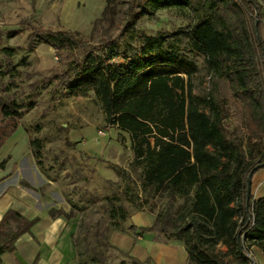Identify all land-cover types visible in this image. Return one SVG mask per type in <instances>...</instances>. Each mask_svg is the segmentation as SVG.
<instances>
[{
  "label": "trees",
  "instance_id": "obj_1",
  "mask_svg": "<svg viewBox=\"0 0 264 264\" xmlns=\"http://www.w3.org/2000/svg\"><path fill=\"white\" fill-rule=\"evenodd\" d=\"M109 2L93 21L89 37L36 25L27 30L25 49L34 51L47 45L56 58L48 74L33 80L25 73V56L14 57L24 48L4 45L13 33L0 34V148L41 96L54 102L63 95L93 92L108 122L140 137L137 156L143 189H152L164 204L149 228L137 229L126 225L132 213L144 210L135 184L97 199L102 217L79 239L76 232L73 235L76 264H113L114 254V264H152L111 246L108 237L112 231L179 240L187 264H250L245 252L251 246L264 252V197L254 199L250 193L246 202L247 176L264 163V10L258 0L131 2L123 27L113 36L109 27L102 26L110 22ZM136 7L145 14L169 8L191 13V51L204 58L212 78L227 82L241 116L240 134L230 129L224 113L226 100L219 106L210 94H193L191 77L196 64L173 47L164 48V37L148 40L138 55L116 47L137 17ZM117 57L123 64L115 62ZM158 102H163L162 112L155 115ZM145 135H153L154 146ZM29 147L39 171L51 181L40 160L41 143L29 135ZM7 162L0 161V170ZM49 214L66 219L75 216L55 209ZM36 221L8 210L0 221V256L13 252L14 242ZM217 245L227 251L214 253Z\"/></svg>",
  "mask_w": 264,
  "mask_h": 264
},
{
  "label": "rangeland",
  "instance_id": "obj_2",
  "mask_svg": "<svg viewBox=\"0 0 264 264\" xmlns=\"http://www.w3.org/2000/svg\"><path fill=\"white\" fill-rule=\"evenodd\" d=\"M138 1L143 3V0H110V22H104L102 26L109 27L110 33L117 36L125 23L129 5ZM106 3L107 0H0V34L5 37L7 33H13L11 38L4 41V45L24 48L14 57L17 60L25 56L28 64L25 73L30 74L33 80L39 74H48L56 64V58L52 48L47 45H40L34 51L25 49L24 36L27 30L36 25L76 31L89 37L93 21L100 16ZM135 12L137 17L132 27L119 39L116 47L127 54L134 51L138 55L148 40L164 37V48L173 47L180 56L196 64L197 71L191 77L193 94H210L219 106L226 100V104L223 103L224 113L230 129L240 134L241 116L231 98L227 82L212 78L206 71L204 58L191 51L188 39L191 13L169 8L145 14L139 7L135 8ZM115 62L123 64L118 57ZM162 103H157L155 115L162 112ZM24 127L29 129L32 139L41 143L40 160L52 179L49 187H40L41 192L46 193L59 210L76 216L78 239L85 230H92L96 219L102 217L98 200L127 184L131 187L136 185L135 194L146 212L155 215L162 208L164 202L157 198L152 189L144 190L142 186V167L137 156L140 137H134L108 122L93 92L76 97L63 95L54 102L49 101L47 96H41L36 106L24 113L17 129L0 148L1 159L8 156L16 159L28 149ZM99 131L104 135L100 136ZM144 138L150 146H154L153 135H145ZM27 157L25 153L24 162ZM258 172L264 174V168ZM250 193L254 199L264 196V181L260 182L255 192L250 185ZM253 248L251 246L250 264L257 263ZM226 251L223 245L214 248L216 254ZM114 255L113 264L117 260ZM222 257L230 261L227 255Z\"/></svg>",
  "mask_w": 264,
  "mask_h": 264
},
{
  "label": "crops",
  "instance_id": "obj_3",
  "mask_svg": "<svg viewBox=\"0 0 264 264\" xmlns=\"http://www.w3.org/2000/svg\"><path fill=\"white\" fill-rule=\"evenodd\" d=\"M24 129L28 149L16 159L6 157L8 162L5 169L0 170V221L8 210L17 212L27 220L36 218L37 221L29 232L22 234L14 242L13 252L0 256V264H76L73 241L77 229L76 216L70 219L64 216H50V209H59L46 193L41 192L40 187H49L51 182L39 171L29 147L27 128ZM25 153L29 156L26 162L23 161ZM2 160L4 159L0 157V161ZM262 181L264 174L255 173L251 180V190L255 192ZM153 216L154 214L145 210L134 212L126 225L132 224L137 229L149 228ZM108 242L117 250L128 253L139 261L150 260L152 264L188 263L187 253L181 241L165 240L153 233L129 235L112 231ZM253 252L256 264H264V252L257 247L253 248Z\"/></svg>",
  "mask_w": 264,
  "mask_h": 264
},
{
  "label": "water",
  "instance_id": "obj_4",
  "mask_svg": "<svg viewBox=\"0 0 264 264\" xmlns=\"http://www.w3.org/2000/svg\"><path fill=\"white\" fill-rule=\"evenodd\" d=\"M264 168V163H261L254 167L252 171L248 174L247 180H246V202H248L249 196H250V185H251V177L255 170Z\"/></svg>",
  "mask_w": 264,
  "mask_h": 264
},
{
  "label": "built area",
  "instance_id": "obj_5",
  "mask_svg": "<svg viewBox=\"0 0 264 264\" xmlns=\"http://www.w3.org/2000/svg\"><path fill=\"white\" fill-rule=\"evenodd\" d=\"M258 3H259V6H261V9L262 10H264V3H262L260 0H258ZM98 134L100 135V136H102V135H104L102 132H98ZM242 242L244 243L245 242V237H244V235H242ZM246 255H247V257L250 259V250L249 251H246Z\"/></svg>",
  "mask_w": 264,
  "mask_h": 264
}]
</instances>
